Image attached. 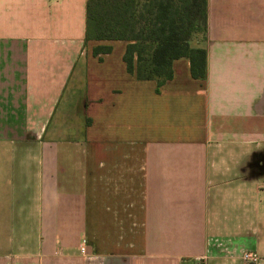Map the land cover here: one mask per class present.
Returning <instances> with one entry per match:
<instances>
[{"label":"crops","instance_id":"obj_1","mask_svg":"<svg viewBox=\"0 0 264 264\" xmlns=\"http://www.w3.org/2000/svg\"><path fill=\"white\" fill-rule=\"evenodd\" d=\"M87 1L0 0V264H264V0H208L206 79L118 83L93 152Z\"/></svg>","mask_w":264,"mask_h":264},{"label":"trees","instance_id":"obj_2","mask_svg":"<svg viewBox=\"0 0 264 264\" xmlns=\"http://www.w3.org/2000/svg\"><path fill=\"white\" fill-rule=\"evenodd\" d=\"M87 25V42H126L127 72L138 81H156L157 92L173 79L180 59L189 61L193 79L207 77V50L191 44L199 34L207 40L208 0H88Z\"/></svg>","mask_w":264,"mask_h":264},{"label":"rangeland","instance_id":"obj_3","mask_svg":"<svg viewBox=\"0 0 264 264\" xmlns=\"http://www.w3.org/2000/svg\"><path fill=\"white\" fill-rule=\"evenodd\" d=\"M139 23L146 24L145 17H140ZM203 35H197L194 37V40L192 41V46L199 47L203 46L204 44ZM126 42H111V41H96L92 40L86 43L85 47L86 50H88V68L86 71L87 77L84 78V87H83V94L85 104L87 103V106L89 108L87 114L88 117L90 116L92 118L93 125L87 127L86 131V138H87V147L90 152H93L95 149H92L93 146H96L92 141L97 140H103L102 139V122H101V106L103 104L109 103H117L120 102V98L117 94H112L111 88L116 87L119 83V86L125 85L126 88V95L132 96L133 93L130 91L132 90L130 86V82L135 77L130 75L126 69H124V61H123V55L126 50ZM95 49H98L100 52H108L110 50V58L104 59L102 61L95 59L94 51ZM84 51V49H83ZM124 75V79L115 80L113 79L112 75ZM137 80V79H136ZM143 82H151V81H143ZM156 82V81H154ZM157 84V82H156ZM164 86V85H163ZM161 86L159 88V91L156 92L160 93V89L163 87ZM120 88V87H118ZM123 89V88H121ZM126 97V96H125ZM65 98V97H64ZM186 126L185 122H179V121H172V126L175 129L179 125ZM93 145V146H92ZM253 153H258L257 155H260L262 158H264V145L259 148H257L255 145L253 146ZM263 162V161H261ZM253 176H256L257 173L253 172ZM258 178L259 175H257ZM85 242L84 239L81 240V245L79 247V251L81 253V246ZM86 243V242H85ZM86 245V244H85ZM74 249V248H73ZM82 255V254H81ZM85 257V255H82Z\"/></svg>","mask_w":264,"mask_h":264},{"label":"built area","instance_id":"obj_4","mask_svg":"<svg viewBox=\"0 0 264 264\" xmlns=\"http://www.w3.org/2000/svg\"><path fill=\"white\" fill-rule=\"evenodd\" d=\"M81 254L86 255L87 254V247L85 245V242L81 246ZM243 261L247 264H256L259 261V256L256 253L253 252H246L243 255Z\"/></svg>","mask_w":264,"mask_h":264}]
</instances>
